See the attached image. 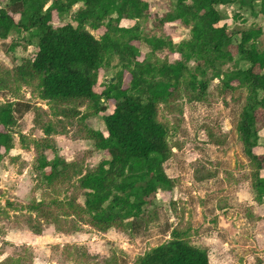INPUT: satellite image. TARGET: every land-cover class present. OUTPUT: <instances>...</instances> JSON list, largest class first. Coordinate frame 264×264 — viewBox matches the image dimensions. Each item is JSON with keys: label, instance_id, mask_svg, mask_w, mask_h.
Masks as SVG:
<instances>
[{"label": "trees", "instance_id": "1", "mask_svg": "<svg viewBox=\"0 0 264 264\" xmlns=\"http://www.w3.org/2000/svg\"><path fill=\"white\" fill-rule=\"evenodd\" d=\"M172 1V10L158 17L189 28V37L178 43L167 37L140 36L139 25L151 14L147 0H0V39L12 31L27 33L37 48L33 58L14 67L10 75L15 81L35 85L57 116L82 114L81 124L89 115L106 110L101 101L114 105L103 116L105 132L82 124L84 137L109 155L88 172L76 160L59 155L53 141L47 140L51 126L39 125L45 140L36 146L37 167L45 195H60L62 185L75 183V187L66 200H34L31 208L36 216L29 217L33 233L40 234L44 224H53L59 231H74L78 225L97 231H145L161 211L160 206L149 207L157 192L169 193L174 187L163 166L172 152L167 126L158 117V103L174 102L181 89L190 100L202 101L208 81L214 78L220 80L223 93L232 94L231 116L242 153L252 166L253 189L264 198V153L254 152L259 131L264 130L257 116L259 111L264 114V49L257 46L262 28L253 25L236 31L219 25L224 19L220 7L235 4L254 17H264V0ZM53 12L70 13L72 21L53 23ZM86 25L102 29L99 37ZM141 41L150 55H162L144 56ZM112 55L133 62L127 67L130 83L124 87L120 75L97 91V72ZM239 61L246 66H237ZM231 62L237 65L224 70ZM33 105L17 98L0 102V162L13 148L14 126ZM81 107L92 112L81 113ZM67 218L72 222L68 228ZM138 264H209V258L206 249L172 229L171 239L146 252Z\"/></svg>", "mask_w": 264, "mask_h": 264}, {"label": "rangeland", "instance_id": "2", "mask_svg": "<svg viewBox=\"0 0 264 264\" xmlns=\"http://www.w3.org/2000/svg\"><path fill=\"white\" fill-rule=\"evenodd\" d=\"M147 1L151 14L139 25L140 36L167 37L176 43L189 37V28L182 23L162 22L158 17L172 10L174 1ZM220 9L224 19L219 25L229 30L260 26L262 35L257 46L264 49V17H254L235 4ZM52 21H72V17L70 13L53 12ZM85 27L96 37L102 32L89 25ZM139 49L144 56L162 55L160 52L154 57L150 55L143 41ZM36 50L27 33L12 31L0 39V102L17 98L34 104L14 126L13 148L0 162V264H138L146 252L171 239L172 229L191 244L206 249L209 264H264V198H259L253 189L252 166L242 153L237 123L231 116L232 94L222 92L217 78L208 81L202 101L190 100L181 89L174 102L158 103V117L167 126L172 152L163 166L174 180V187L169 193L157 192L149 207L160 206L161 211L145 231L130 233L119 228L97 231L89 225L59 231L53 224H44L40 234L33 233L29 217L36 216L31 208L34 200L53 197L66 200L75 187V183L72 187L62 185L60 195H45L47 189L40 185L41 171L37 167L36 146L45 140L39 125L51 126L47 140L53 141L59 155L68 161L76 160L88 172L109 155L84 137L82 124L105 132L103 116L114 107L113 102L101 101L106 110L89 115L82 124L79 119L82 114L73 118L57 116L55 109L39 97L35 85L15 81L10 75L23 59L33 58ZM120 58L112 55L97 72V91L120 75L123 86L129 85L127 67L133 62ZM236 65L231 62L223 69ZM237 66L246 64L240 62ZM80 112L92 111L81 107ZM257 116L264 122L261 111ZM254 152L259 156L264 153L263 129L259 131ZM78 201L82 204L83 194ZM65 220L68 228L72 222L69 218Z\"/></svg>", "mask_w": 264, "mask_h": 264}, {"label": "crops", "instance_id": "3", "mask_svg": "<svg viewBox=\"0 0 264 264\" xmlns=\"http://www.w3.org/2000/svg\"><path fill=\"white\" fill-rule=\"evenodd\" d=\"M9 155H10V152H9Z\"/></svg>", "mask_w": 264, "mask_h": 264}]
</instances>
